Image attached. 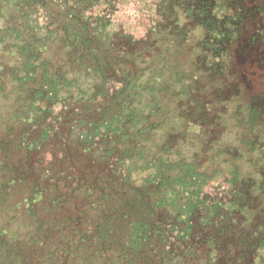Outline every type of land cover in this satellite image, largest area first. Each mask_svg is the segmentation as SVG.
<instances>
[{
	"label": "rangeland",
	"instance_id": "rangeland-1",
	"mask_svg": "<svg viewBox=\"0 0 264 264\" xmlns=\"http://www.w3.org/2000/svg\"><path fill=\"white\" fill-rule=\"evenodd\" d=\"M85 16L99 26L108 22L109 34L116 40L111 47L99 44L95 36L92 41L86 37V49L97 47L91 58L108 69L109 100L98 106L109 105L113 111L119 104L114 92L148 66L166 63L168 79L172 77L174 84L181 78L184 85L167 84L149 96L150 103L155 99L150 106H160L162 113L147 120L150 129L145 130L142 147L147 145L146 158L144 149L137 150L141 140L130 139L82 153L75 151L77 145L71 146L65 151L68 162L58 158L52 163L55 144L60 142L50 141L39 157L43 166L38 167L37 156L32 160L36 188L49 184L50 190L65 194L73 216L79 208L71 199L94 187L86 193L93 194L90 205L96 202L95 207L115 212L107 225L109 238L126 235L129 224L140 221L154 234L150 247L156 243L161 252L164 249V264H249L264 231V0H102ZM36 18L44 21L42 14ZM121 33L128 37L123 47ZM182 69L187 76L182 77ZM131 87L133 93L137 87ZM2 106L0 113L5 110ZM68 133L69 140H77L72 138L77 130L68 128ZM157 160L158 166L166 161L163 166L169 175L183 169L186 160L201 172H221L215 180H207L202 193L203 204L216 214L213 227L196 205L187 214L157 204L158 192L152 185H142ZM136 169L144 172L127 180L126 174ZM25 195L20 187L1 195L0 223L9 205ZM145 253L146 262L150 255Z\"/></svg>",
	"mask_w": 264,
	"mask_h": 264
},
{
	"label": "trees",
	"instance_id": "trees-1",
	"mask_svg": "<svg viewBox=\"0 0 264 264\" xmlns=\"http://www.w3.org/2000/svg\"><path fill=\"white\" fill-rule=\"evenodd\" d=\"M100 1L0 0V104L5 109L0 113V197L11 188H24L26 193L21 201L9 205L0 223V264H164L166 260L164 249L161 252L156 243L150 247L148 242L154 234L140 221H132L126 235L109 238L107 225L115 212L106 206L95 207L96 202L90 205L93 194L86 193L93 192L94 187L71 199L79 208L72 216L65 194L50 190L49 184L38 189L32 179V160L37 156L38 167L43 166L39 157L50 141L60 142L55 144L52 163L58 158L68 162L65 151L71 146L77 145L75 151L82 153L103 143L111 147L114 142L130 139L141 140L137 150L144 149L143 158L149 154L145 153L147 145L142 148L145 130L150 129L147 120L162 113L160 106H150L154 97L150 103L149 96L172 85V77L168 79L166 63L148 66L132 83L114 92L119 104L113 111H109V105L98 106L109 100L108 69L91 58L97 47L86 49V37L92 41L95 36L99 44L111 47L116 42L109 34L108 22L99 26L85 16ZM40 14L43 22L36 18ZM119 36L123 47L128 37H122V33ZM181 73L187 76L185 70ZM131 84L137 87L133 93ZM182 85L184 81L179 78L172 86ZM9 124L16 126L10 128ZM68 128L78 131V135H72L77 140H69ZM158 163L151 176L142 181V185H152L158 192L157 204L175 206L187 214L196 205L203 220L211 221L204 229L213 227L216 214L203 204L202 193L207 180H215L221 172H201L186 160L183 169L169 175L163 166L166 161ZM38 167L36 171L42 174ZM136 172L144 171L129 172L126 179ZM46 181H50L48 176ZM101 198H105L103 194ZM0 207L4 209L3 204ZM260 239L252 249L249 264H264V231ZM145 251L150 255L146 262Z\"/></svg>",
	"mask_w": 264,
	"mask_h": 264
}]
</instances>
